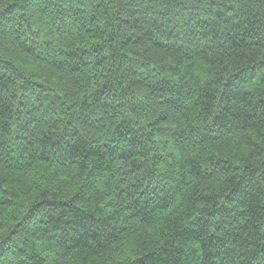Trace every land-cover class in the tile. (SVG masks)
I'll return each mask as SVG.
<instances>
[{"label": "trees", "instance_id": "1", "mask_svg": "<svg viewBox=\"0 0 264 264\" xmlns=\"http://www.w3.org/2000/svg\"><path fill=\"white\" fill-rule=\"evenodd\" d=\"M0 264H264V0H0Z\"/></svg>", "mask_w": 264, "mask_h": 264}]
</instances>
